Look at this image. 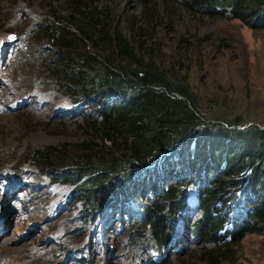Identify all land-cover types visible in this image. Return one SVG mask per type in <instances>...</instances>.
Returning a JSON list of instances; mask_svg holds the SVG:
<instances>
[{
  "label": "rangeland",
  "instance_id": "1",
  "mask_svg": "<svg viewBox=\"0 0 264 264\" xmlns=\"http://www.w3.org/2000/svg\"><path fill=\"white\" fill-rule=\"evenodd\" d=\"M100 2L124 34L151 44L161 68L175 80L185 77L206 117L264 127L263 29L228 14L190 11L182 0ZM63 6V0H0V264H264V235L258 234L210 259L213 243L192 231L200 215L193 185L184 195L189 208L174 218L167 243L157 244L142 226V205L157 198L151 182L167 170L139 182L130 195L118 187L96 205L86 203L67 172L52 176L33 164L28 150L43 145L64 148L68 163L86 159L76 146L83 140L94 145L90 153H110L85 123L94 114L90 103L76 101L77 88L47 69L59 59L35 26Z\"/></svg>",
  "mask_w": 264,
  "mask_h": 264
},
{
  "label": "trees",
  "instance_id": "2",
  "mask_svg": "<svg viewBox=\"0 0 264 264\" xmlns=\"http://www.w3.org/2000/svg\"><path fill=\"white\" fill-rule=\"evenodd\" d=\"M63 2L35 26L59 59L47 69L77 88L76 101L90 103L94 114L84 116L85 123L110 153H90L94 145L83 140L76 146L86 159L68 163L64 148L43 145L28 150L33 164L47 167L52 176L67 172L86 203L96 205L118 187L130 195L139 182L167 170L150 181L157 198L142 205V226L159 245L167 243L176 215L189 208L184 195L191 185L197 187L194 204L200 212L192 231L202 243H213L210 259L247 234L264 235V127L206 117L185 77L175 80L154 61L150 43L136 33L124 34L104 2ZM182 2L190 11L228 14L264 30V0Z\"/></svg>",
  "mask_w": 264,
  "mask_h": 264
},
{
  "label": "bare ground",
  "instance_id": "3",
  "mask_svg": "<svg viewBox=\"0 0 264 264\" xmlns=\"http://www.w3.org/2000/svg\"><path fill=\"white\" fill-rule=\"evenodd\" d=\"M4 233H5V232H4ZM0 234H3V231H2V230L0 231Z\"/></svg>",
  "mask_w": 264,
  "mask_h": 264
}]
</instances>
